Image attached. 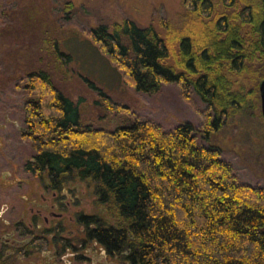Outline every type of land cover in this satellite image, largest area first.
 I'll return each instance as SVG.
<instances>
[{"label": "trees", "instance_id": "1", "mask_svg": "<svg viewBox=\"0 0 264 264\" xmlns=\"http://www.w3.org/2000/svg\"><path fill=\"white\" fill-rule=\"evenodd\" d=\"M185 7L182 27L166 38L129 18L91 34L125 85L153 94L176 83L184 98L198 95L207 143L189 121L171 129L139 114L113 122L130 108L103 90L84 115L51 72L37 69L18 82L23 136L35 152L21 169L55 189L92 182L107 211L79 222L126 264H264V187L242 181L209 143L229 116L261 97L259 82L233 89L230 75L264 79V0H185Z\"/></svg>", "mask_w": 264, "mask_h": 264}, {"label": "rangeland", "instance_id": "2", "mask_svg": "<svg viewBox=\"0 0 264 264\" xmlns=\"http://www.w3.org/2000/svg\"><path fill=\"white\" fill-rule=\"evenodd\" d=\"M124 18L132 19L142 27L153 26L166 38L170 29L181 28L185 22V0H0V246L15 237L12 233L14 223L24 217L21 213L32 197V190L39 194L42 191L40 183L46 179L32 177L21 169L35 153L31 141L23 136L26 95L23 84L18 83L30 71L44 69L51 72L55 83L78 103L84 115L95 112L98 90H103L114 101L130 108V112L124 111L121 117L113 114V122L139 114L171 129L189 121L198 130L200 143H207L201 136L205 129L200 114L206 104L198 95L192 92L189 98H184L176 83L165 84L153 94L125 85L118 69L93 41V29L102 24L121 22ZM61 52L71 55L72 59L59 57ZM230 79L233 89L243 85L245 91L262 81L253 80L250 73L232 74ZM95 125H99L98 122ZM104 125L110 127L111 124L105 122ZM209 143L221 150L242 181L264 187L261 97L256 107H246L229 116L220 130L210 134ZM70 186L79 190L78 204L72 203L70 216L76 211L106 213V207L98 202L92 182L77 179L70 182ZM64 227L68 236H84L71 219L65 221ZM93 248L96 254L104 252L99 244H94ZM40 253L33 256L35 264L54 263L55 250L51 246L46 253ZM11 255L8 253L0 264L11 262ZM71 256L68 251L64 257L68 264L73 262ZM113 258L107 257L106 262H112ZM115 259L116 264H126L119 257Z\"/></svg>", "mask_w": 264, "mask_h": 264}, {"label": "flooded vegetation", "instance_id": "3", "mask_svg": "<svg viewBox=\"0 0 264 264\" xmlns=\"http://www.w3.org/2000/svg\"><path fill=\"white\" fill-rule=\"evenodd\" d=\"M42 181V184L40 183L42 191L36 194L32 190V197L27 200L26 208L21 213L24 217L14 223L12 233L15 234V237L12 238L10 243L4 242L0 246V263L5 261L8 253H12V261L8 260L9 262H4V264H21L25 262L35 264L33 256H36L39 252H41L40 254L46 253L49 248L41 250V246L49 241V247L51 246L55 250L56 259L53 264H68L67 260H64V257L68 255V251L72 253V264H100L97 261H102L101 264H116L115 258L118 257L108 253L97 239L88 238L85 235V226L79 222L80 215L93 214L76 211L74 215L70 216L69 210L72 207V203L78 204L77 192L79 190L72 188L68 182L61 184L58 189H55L48 178L45 180L43 178ZM34 189L36 190L35 187ZM27 198L25 196V199ZM25 199L23 198L24 201ZM69 219L73 220L81 228L84 236L67 235L68 230L64 227V223L66 220L69 221ZM57 234L58 237H56ZM94 244H99L104 252L96 254L92 250L94 249ZM28 246L30 248H27ZM94 254L98 256H94ZM48 257L51 258V256ZM107 257L114 258L112 262H106L108 260L106 259ZM44 260L46 261V259Z\"/></svg>", "mask_w": 264, "mask_h": 264}, {"label": "water", "instance_id": "4", "mask_svg": "<svg viewBox=\"0 0 264 264\" xmlns=\"http://www.w3.org/2000/svg\"><path fill=\"white\" fill-rule=\"evenodd\" d=\"M259 90L261 96V109H262V114L264 116V79L260 82Z\"/></svg>", "mask_w": 264, "mask_h": 264}]
</instances>
